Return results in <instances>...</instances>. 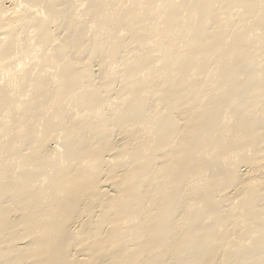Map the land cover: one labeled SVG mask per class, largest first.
I'll use <instances>...</instances> for the list:
<instances>
[{"label":"bare ground","instance_id":"obj_1","mask_svg":"<svg viewBox=\"0 0 264 264\" xmlns=\"http://www.w3.org/2000/svg\"><path fill=\"white\" fill-rule=\"evenodd\" d=\"M262 165L264 0H0V264H264Z\"/></svg>","mask_w":264,"mask_h":264},{"label":"rangeland","instance_id":"obj_2","mask_svg":"<svg viewBox=\"0 0 264 264\" xmlns=\"http://www.w3.org/2000/svg\"><path fill=\"white\" fill-rule=\"evenodd\" d=\"M6 4H7V3H6ZM7 5H8V4H7ZM263 169H264V165H262V167H261V172H262V173H264V170H263Z\"/></svg>","mask_w":264,"mask_h":264}]
</instances>
